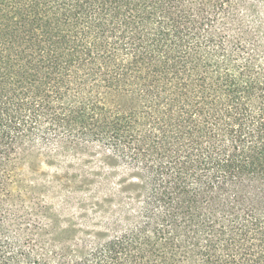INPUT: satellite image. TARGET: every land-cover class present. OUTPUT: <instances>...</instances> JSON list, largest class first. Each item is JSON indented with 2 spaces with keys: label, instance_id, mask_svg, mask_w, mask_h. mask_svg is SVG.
<instances>
[{
  "label": "trees",
  "instance_id": "obj_1",
  "mask_svg": "<svg viewBox=\"0 0 264 264\" xmlns=\"http://www.w3.org/2000/svg\"><path fill=\"white\" fill-rule=\"evenodd\" d=\"M0 264H264V0H0Z\"/></svg>",
  "mask_w": 264,
  "mask_h": 264
},
{
  "label": "rangeland",
  "instance_id": "obj_2",
  "mask_svg": "<svg viewBox=\"0 0 264 264\" xmlns=\"http://www.w3.org/2000/svg\"><path fill=\"white\" fill-rule=\"evenodd\" d=\"M101 155L94 148L83 149L78 153H68L62 157L64 164L62 163L59 167L56 164H46L44 155H29V161L36 159L32 166L38 171L36 174L28 173L37 184L34 187L33 200L43 202L50 207L51 214L62 219L94 218L89 200L93 190L87 186H81L77 180L85 173L92 172L93 168L90 166L99 163ZM55 175L59 176V180L52 181ZM66 177L70 181L65 182Z\"/></svg>",
  "mask_w": 264,
  "mask_h": 264
}]
</instances>
